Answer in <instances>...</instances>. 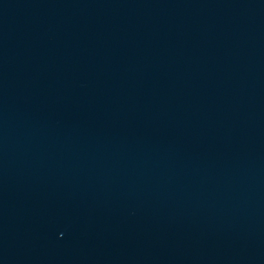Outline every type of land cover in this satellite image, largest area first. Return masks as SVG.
Segmentation results:
<instances>
[{"label": "water", "instance_id": "water-1", "mask_svg": "<svg viewBox=\"0 0 264 264\" xmlns=\"http://www.w3.org/2000/svg\"><path fill=\"white\" fill-rule=\"evenodd\" d=\"M0 264H264V0H0Z\"/></svg>", "mask_w": 264, "mask_h": 264}]
</instances>
